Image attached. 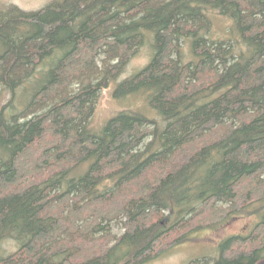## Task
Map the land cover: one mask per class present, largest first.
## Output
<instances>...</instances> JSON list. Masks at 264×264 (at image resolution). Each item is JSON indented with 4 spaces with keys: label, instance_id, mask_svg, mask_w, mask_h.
<instances>
[{
    "label": "trees",
    "instance_id": "obj_1",
    "mask_svg": "<svg viewBox=\"0 0 264 264\" xmlns=\"http://www.w3.org/2000/svg\"><path fill=\"white\" fill-rule=\"evenodd\" d=\"M216 12L233 22L227 38L210 36ZM147 44L150 63L115 96L147 94L164 125L121 112L95 130L102 91ZM0 88L13 95L0 113V264L146 262L174 229L242 216L260 222L216 264L264 258V0L12 6L0 11ZM120 222L128 231L107 247Z\"/></svg>",
    "mask_w": 264,
    "mask_h": 264
},
{
    "label": "rangeland",
    "instance_id": "obj_2",
    "mask_svg": "<svg viewBox=\"0 0 264 264\" xmlns=\"http://www.w3.org/2000/svg\"><path fill=\"white\" fill-rule=\"evenodd\" d=\"M54 0H0V11L6 10L12 6L18 7L25 12H37L45 8ZM213 26L210 36L214 39H224L230 36V29L233 27V22L226 17L220 16L217 12L212 13ZM234 38L235 34L233 32ZM185 61H191L189 44L185 45ZM153 50L150 44L140 49V52L134 56L125 73L118 80L111 84L108 89L102 91L95 113L91 122V126L100 131L107 122L117 116L121 112H142L157 121L160 126L164 125L163 120L156 111H153L148 104V96L145 93L132 95L126 98L118 99L115 96V91L118 85L124 80L130 78L135 73L145 68L151 61ZM13 95L9 91L0 88V113L2 109L10 104ZM15 101L19 103V98L16 96ZM165 216H171L166 212ZM209 218L208 215H206ZM205 219V216L204 218ZM170 222V221H169ZM260 222L257 216H242L237 218H229L227 221L218 227H205L198 231H192L197 225H185L181 228L174 229L169 232V236L164 238V241L157 245L155 253L158 257L153 258L146 264H190L193 261L204 262V264H216L220 256L219 244L228 240L231 236L238 237L249 236L255 229V226ZM171 223V222H170ZM192 226V227H191ZM128 231L123 222L114 223L112 231L109 234L107 247L114 245ZM182 237L186 238L185 240ZM182 239L179 243L175 240ZM16 249L14 241H8L3 244L2 251L12 253ZM200 260V261H199ZM147 262V261H146Z\"/></svg>",
    "mask_w": 264,
    "mask_h": 264
},
{
    "label": "flooded vegetation",
    "instance_id": "obj_3",
    "mask_svg": "<svg viewBox=\"0 0 264 264\" xmlns=\"http://www.w3.org/2000/svg\"><path fill=\"white\" fill-rule=\"evenodd\" d=\"M174 220V213H172L171 214V216H170V218L168 219V221L167 222H164V223H162L161 224V226H164L165 228H170L171 226H172V223H170L171 221H173ZM170 221V222H169ZM170 234L168 233V235L167 236H169ZM231 238H235V235H233V236H231L229 239H231ZM221 246V244H219V247ZM219 249V248H218ZM200 261V260H199ZM198 261H193V262H191L190 264H195V263H197ZM146 263H148V261L147 262H145V261H140V263H134V264H146ZM200 263L201 264H204V262H202V261H200ZM130 264V263H129ZM131 264H133V262H131Z\"/></svg>",
    "mask_w": 264,
    "mask_h": 264
},
{
    "label": "water",
    "instance_id": "obj_4",
    "mask_svg": "<svg viewBox=\"0 0 264 264\" xmlns=\"http://www.w3.org/2000/svg\"><path fill=\"white\" fill-rule=\"evenodd\" d=\"M255 264H264V258Z\"/></svg>",
    "mask_w": 264,
    "mask_h": 264
}]
</instances>
